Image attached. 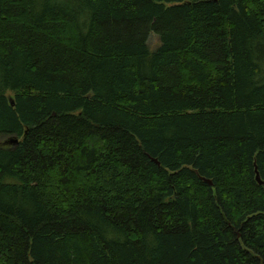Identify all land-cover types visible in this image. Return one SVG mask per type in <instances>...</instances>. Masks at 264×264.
<instances>
[{
  "label": "trees",
  "instance_id": "1",
  "mask_svg": "<svg viewBox=\"0 0 264 264\" xmlns=\"http://www.w3.org/2000/svg\"><path fill=\"white\" fill-rule=\"evenodd\" d=\"M0 264H264V0H0Z\"/></svg>",
  "mask_w": 264,
  "mask_h": 264
},
{
  "label": "rangeland",
  "instance_id": "2",
  "mask_svg": "<svg viewBox=\"0 0 264 264\" xmlns=\"http://www.w3.org/2000/svg\"><path fill=\"white\" fill-rule=\"evenodd\" d=\"M148 44L151 50H155L159 45H160V38L156 33H151L149 40H148ZM8 95H12L11 92H9Z\"/></svg>",
  "mask_w": 264,
  "mask_h": 264
},
{
  "label": "water",
  "instance_id": "3",
  "mask_svg": "<svg viewBox=\"0 0 264 264\" xmlns=\"http://www.w3.org/2000/svg\"><path fill=\"white\" fill-rule=\"evenodd\" d=\"M12 103H13V102H12ZM17 141H18L17 138H12V139L9 140L10 143L17 142ZM155 160H156V159H155ZM256 178H257V180L259 181V183H263V181H262V179H261V177H260L259 172H257V174H256Z\"/></svg>",
  "mask_w": 264,
  "mask_h": 264
}]
</instances>
